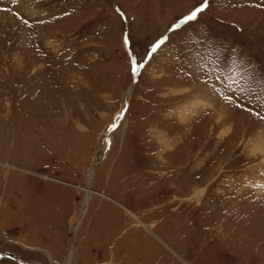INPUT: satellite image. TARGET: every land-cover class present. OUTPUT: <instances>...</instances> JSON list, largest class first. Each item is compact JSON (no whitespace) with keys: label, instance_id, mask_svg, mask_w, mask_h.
Listing matches in <instances>:
<instances>
[{"label":"rangeland","instance_id":"1","mask_svg":"<svg viewBox=\"0 0 264 264\" xmlns=\"http://www.w3.org/2000/svg\"><path fill=\"white\" fill-rule=\"evenodd\" d=\"M204 4L0 0V264H264V0Z\"/></svg>","mask_w":264,"mask_h":264},{"label":"snow or ice","instance_id":"2","mask_svg":"<svg viewBox=\"0 0 264 264\" xmlns=\"http://www.w3.org/2000/svg\"><path fill=\"white\" fill-rule=\"evenodd\" d=\"M204 7H206V0H205V4L203 6L197 7L194 11L191 12L190 15L185 17V22L195 20L197 18L198 14L203 11ZM177 27H179V26L177 25ZM163 42H164L163 40L157 41V43L152 47L151 51L155 52L161 46V44ZM125 43H127V40L125 41ZM140 67H143V65L138 64L136 62L135 58H133L131 71L135 74L138 72Z\"/></svg>","mask_w":264,"mask_h":264},{"label":"bare ground","instance_id":"3","mask_svg":"<svg viewBox=\"0 0 264 264\" xmlns=\"http://www.w3.org/2000/svg\"><path fill=\"white\" fill-rule=\"evenodd\" d=\"M126 104H127V102L125 101V103H124V106L122 107V112H121V116H123L124 115V111H125V108H126ZM103 145V144H102ZM101 145V147H103ZM96 154H100V153H98V152H96ZM196 165V164H195ZM89 173L88 172H86V175H88ZM89 177V176H88ZM90 193V192H89ZM87 201V200H86Z\"/></svg>","mask_w":264,"mask_h":264},{"label":"water","instance_id":"4","mask_svg":"<svg viewBox=\"0 0 264 264\" xmlns=\"http://www.w3.org/2000/svg\"><path fill=\"white\" fill-rule=\"evenodd\" d=\"M19 263V262H18ZM20 264V263H19Z\"/></svg>","mask_w":264,"mask_h":264}]
</instances>
